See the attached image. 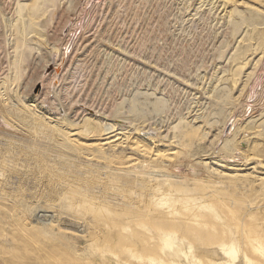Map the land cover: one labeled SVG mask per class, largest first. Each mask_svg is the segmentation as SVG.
I'll return each instance as SVG.
<instances>
[{
	"label": "rangeland",
	"instance_id": "obj_1",
	"mask_svg": "<svg viewBox=\"0 0 264 264\" xmlns=\"http://www.w3.org/2000/svg\"><path fill=\"white\" fill-rule=\"evenodd\" d=\"M0 167V264H264V0H0Z\"/></svg>",
	"mask_w": 264,
	"mask_h": 264
},
{
	"label": "bare ground",
	"instance_id": "obj_2",
	"mask_svg": "<svg viewBox=\"0 0 264 264\" xmlns=\"http://www.w3.org/2000/svg\"><path fill=\"white\" fill-rule=\"evenodd\" d=\"M258 93V92H257ZM260 94V93H259ZM0 176H4V173L2 172V168L0 167ZM262 253V251H260ZM263 256H264V250H263Z\"/></svg>",
	"mask_w": 264,
	"mask_h": 264
}]
</instances>
